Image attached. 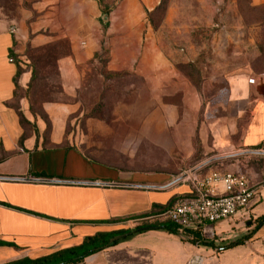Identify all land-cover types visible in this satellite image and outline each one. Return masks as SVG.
Masks as SVG:
<instances>
[{
	"label": "rangeland",
	"instance_id": "rangeland-1",
	"mask_svg": "<svg viewBox=\"0 0 264 264\" xmlns=\"http://www.w3.org/2000/svg\"><path fill=\"white\" fill-rule=\"evenodd\" d=\"M74 2L0 0V26L27 33L21 61L36 80L26 97L46 138L45 105L58 103L63 143L125 170L192 174L232 152L247 117L234 122L231 87L264 72V4L99 0L95 13ZM39 34L44 42H32ZM73 43L97 49L71 78L61 65ZM223 160L195 174L236 172L244 162Z\"/></svg>",
	"mask_w": 264,
	"mask_h": 264
},
{
	"label": "crops",
	"instance_id": "crops-1",
	"mask_svg": "<svg viewBox=\"0 0 264 264\" xmlns=\"http://www.w3.org/2000/svg\"><path fill=\"white\" fill-rule=\"evenodd\" d=\"M69 1L95 13L100 9L99 0ZM83 16L84 12L78 17ZM20 33L0 26V264L121 230L131 233L79 264H264V224L252 235L253 221L264 214V73L254 83L239 78L232 84L233 120L247 119L239 122L232 152L214 157L243 159L237 171L256 189L248 209L227 220L179 228V233L136 229L142 223L134 219L190 194L187 173L125 170L88 157L72 143L64 144V126L57 122L63 104L45 105L52 122L46 138V123L30 110L26 97L32 73L21 61L28 37L24 30ZM44 40L39 34L32 42ZM96 49L83 53L73 43L71 54L62 60L63 71L72 78L75 62L85 61ZM192 231L213 246L193 242Z\"/></svg>",
	"mask_w": 264,
	"mask_h": 264
},
{
	"label": "built area",
	"instance_id": "built-area-1",
	"mask_svg": "<svg viewBox=\"0 0 264 264\" xmlns=\"http://www.w3.org/2000/svg\"><path fill=\"white\" fill-rule=\"evenodd\" d=\"M254 82V78L249 79V83ZM186 179L191 186L188 196L178 197L165 210L133 222L168 220L181 230L197 228L204 223L230 219L240 210H247L256 195V189L246 176L238 172L209 171L197 176L193 171L187 173Z\"/></svg>",
	"mask_w": 264,
	"mask_h": 264
},
{
	"label": "trees",
	"instance_id": "trees-1",
	"mask_svg": "<svg viewBox=\"0 0 264 264\" xmlns=\"http://www.w3.org/2000/svg\"><path fill=\"white\" fill-rule=\"evenodd\" d=\"M251 7L255 8V6H251ZM31 73H32L31 80L26 90H28L30 86L32 87L34 80H36V70H34V68L31 71ZM263 73H260V74H263ZM223 161L224 160L210 162L208 165L201 168V170H199L197 173L206 171L207 169L213 167L217 163H220ZM40 176H44V175L41 174ZM168 206L166 207L155 206L151 212L144 214V216H150V215L156 214L160 211L165 210ZM253 222L255 223V225L252 230V235L260 228L261 225L264 224V214L256 218ZM148 227L163 228L172 233L181 232L179 229V226L176 223L168 221V220L154 221L151 223L144 222L141 224V226H138L136 229H144ZM126 232H128V230H121V231H117V232H113L109 234L95 235V236L86 238L80 245L59 249L51 253L37 256V257L19 258L8 264H79L83 262L86 257L102 250L105 247H109V246L116 244L117 241L113 243H109V239L111 237L117 234H123ZM189 234L192 235L193 242L206 245V246H210V245L213 246L212 241H207L204 238H202L199 235V232L192 231V232H189Z\"/></svg>",
	"mask_w": 264,
	"mask_h": 264
},
{
	"label": "water",
	"instance_id": "water-1",
	"mask_svg": "<svg viewBox=\"0 0 264 264\" xmlns=\"http://www.w3.org/2000/svg\"><path fill=\"white\" fill-rule=\"evenodd\" d=\"M107 16V15H106ZM106 18V17H104ZM216 158H212V159H209L208 161H205L204 163H202L201 165H199L196 169H199L200 167L204 166V165H207L208 163H210L211 161L215 160ZM129 233L131 232H126V233H123V234H118V235H115L113 237H111L109 239V243H113L115 241H118L119 239L121 238H124L126 237L127 235H129Z\"/></svg>",
	"mask_w": 264,
	"mask_h": 264
}]
</instances>
